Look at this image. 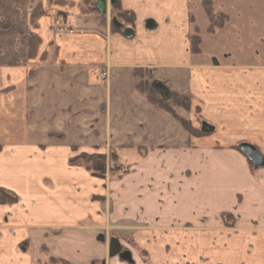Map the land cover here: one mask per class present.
<instances>
[{
  "label": "crops",
  "instance_id": "crops-1",
  "mask_svg": "<svg viewBox=\"0 0 264 264\" xmlns=\"http://www.w3.org/2000/svg\"><path fill=\"white\" fill-rule=\"evenodd\" d=\"M107 2L102 13L82 0H0V187L19 197L0 204V264H34L44 244L70 264H81L70 253L88 248L92 264L109 253L100 229L115 222L132 238L134 264H264V167L236 147L249 142L264 154L260 53L215 64L196 16L208 18L202 0H119L135 15L134 26L120 20L131 38L113 30ZM238 3V18L253 11ZM136 69L191 96L188 119L213 130L190 134L139 91ZM84 153L125 167L109 191L70 162ZM56 239L73 251H54Z\"/></svg>",
  "mask_w": 264,
  "mask_h": 264
},
{
  "label": "rangeland",
  "instance_id": "rangeland-1",
  "mask_svg": "<svg viewBox=\"0 0 264 264\" xmlns=\"http://www.w3.org/2000/svg\"><path fill=\"white\" fill-rule=\"evenodd\" d=\"M212 1L214 4L213 5L214 11L218 13L223 12V14L221 16H218L217 18V21H219V23L224 24L223 27H218L217 29L215 28L216 30L214 32H208L207 30V26L209 24L208 18L204 16V19H200L199 9H197L196 11V16L197 19L199 20V25L201 27V34L204 37V48L205 51L208 53V55L212 59L214 58L218 59L219 57L223 59L226 56H230L231 58L235 59L238 54L242 55L244 58L247 57V55L251 56L256 51H258L260 53L259 59L264 60V0H242V5L246 3V6L248 8H252L253 11H249L248 13L243 12L241 18L237 17L238 9H240L239 8L240 4L238 3V1L240 0H212ZM92 8L93 7L87 6L88 12H91ZM220 9L222 11H218ZM230 15L232 16L233 19L232 22H230ZM250 19H253V24L250 22ZM54 24L56 25V19L54 20ZM238 30L243 32L242 33L243 38L236 36ZM239 36H241V34ZM237 38L239 40L242 39V42L237 41L238 40ZM238 50L239 53H237ZM187 100H190L188 95L183 94L181 95L180 101L184 106L182 105L180 106L177 104L172 105L174 107V111L178 115L186 119H188V116L190 115L189 113H187L188 112ZM84 161L82 160L81 162L84 163ZM99 165H101L99 161L95 160V163L93 165L90 164L89 166L91 167L95 166L99 168L100 167ZM124 168L125 167L119 165L115 160H113L111 155L109 159L106 157L105 173L100 177L106 180L107 191H109L110 182L112 181L117 182L119 179H121L122 174L125 171ZM2 188L13 191L10 188H6V187H2ZM106 193H107L106 202L107 204H110V201L113 198L111 195L112 192H106ZM96 199L102 200L100 197ZM112 226L111 227L106 226L105 229H100V233L106 235L107 244L109 243L111 237L118 238L121 241L124 249H129L132 251L133 257L136 261V256L134 254V251L133 249H131L133 247H129L126 244L128 243L130 244V246H133L131 242L132 238L128 237V235L124 233L125 230L122 227H120L117 222L113 223ZM55 241L56 242H53L55 249L54 251H57L59 253L60 252L62 253L64 250H68V249L73 251L71 247L66 248L65 245L60 242L63 240L56 239ZM29 246H30V241L25 240L20 244L19 248L23 251H28ZM40 249L42 250L41 253L42 255H39V251H38L39 247L35 248L34 250L36 254L34 259V264H62V262H59V259L61 258L56 257L54 256V254L50 253V249L47 244L42 245ZM73 252L70 253V257L73 260L79 261L81 264H87L85 262L87 259L86 257L88 256V253H90L88 248L83 249L82 252L77 255L76 253ZM140 255L143 258V253ZM53 258H56V261H53ZM115 258H117L118 261H121L119 256H116ZM112 259L114 258H111L108 253V255L104 259L99 258L92 260V264H109V260ZM93 261H95V263H93ZM67 262L68 264H70L69 261ZM143 264H149V262L145 261V263Z\"/></svg>",
  "mask_w": 264,
  "mask_h": 264
},
{
  "label": "trees",
  "instance_id": "trees-1",
  "mask_svg": "<svg viewBox=\"0 0 264 264\" xmlns=\"http://www.w3.org/2000/svg\"><path fill=\"white\" fill-rule=\"evenodd\" d=\"M82 1L85 5L93 7L91 11H99L96 0H82ZM202 4L208 16V19H209L208 31L214 32L218 27H223L224 24L219 23V21H217L218 16H221L223 12L218 13L214 11L213 1L212 0H202ZM112 15H113V18L116 17L119 20L123 21L125 24L131 25V26H134L135 24V15L128 11H123L121 9L119 0H116V3L113 5ZM112 28L115 31L123 32L122 28L121 29L117 28L113 23H112ZM190 41H191L192 51L194 53H199L201 51L200 45L202 43V37L199 34V28H196V32L190 36ZM136 75L140 77L137 83V88L139 89L140 92L146 94L148 100L151 103L155 104L159 108L170 113L174 118H176L182 124V126L190 134L195 135V136H202V135L208 134V132L203 131L200 127L199 128L195 127L189 119L183 118L182 116L178 115L174 111V107L172 105L177 104L181 106L182 103L180 101V98H181V95L183 94L173 92L169 99H164L157 92V90L153 87V77L149 74L147 70L136 69ZM188 97L190 100H187V103H188L187 110L189 111L191 109L192 98L189 95ZM236 147L239 148V146H236ZM113 156L114 155H112V157ZM113 159L115 161L117 160L116 157H113ZM82 160L83 161L85 160L84 161L85 164L81 162ZM95 160H98L99 163L101 164L99 165L100 166L99 168L95 166L94 167L89 166L90 164L93 165L95 163ZM70 162L72 164L85 165L86 168L96 176H102L105 173L106 155L104 154L90 155V154L84 153L77 157L71 158ZM250 163H251V166L254 165L251 161ZM18 201H19V197L15 192L0 187V203L1 204H14V203H17ZM224 216L226 217L227 220L231 219L230 214L226 213L224 214ZM53 261H56V258H53ZM59 262H62V264H68L67 261L62 260V259H59ZM93 263H95V261H93Z\"/></svg>",
  "mask_w": 264,
  "mask_h": 264
},
{
  "label": "water",
  "instance_id": "water-1",
  "mask_svg": "<svg viewBox=\"0 0 264 264\" xmlns=\"http://www.w3.org/2000/svg\"><path fill=\"white\" fill-rule=\"evenodd\" d=\"M112 4L116 3V0H111ZM97 6L98 9L102 13H107L108 12V2L107 0H97ZM113 24L117 28H122L123 29V34L131 38L135 34V30L132 27H125L124 24L118 20V18L114 17L113 18ZM154 22L152 20H149L147 22V26L149 28L154 27ZM213 62L215 64H218V60L214 58ZM153 87L157 90V92L164 98V99H169L172 95L171 90L168 88V86L160 81H154ZM201 129L205 132H210L213 130V127L207 123L204 122L202 123ZM239 149L242 151L243 154L246 155V157L257 167V168H262L264 167V154L253 144L249 142H243L239 145ZM101 241L106 242V236L101 235L99 237ZM109 256L110 257H116L119 256L120 259L123 261H127L130 264H134V259H133V254L130 250L124 249L121 241L116 238V237H111L109 240Z\"/></svg>",
  "mask_w": 264,
  "mask_h": 264
},
{
  "label": "built area",
  "instance_id": "built-area-1",
  "mask_svg": "<svg viewBox=\"0 0 264 264\" xmlns=\"http://www.w3.org/2000/svg\"><path fill=\"white\" fill-rule=\"evenodd\" d=\"M56 26L58 27V30L61 31V32H66L68 31V27L66 26L65 22H64V19L63 18H58L56 20ZM102 76L107 79L108 78V71H104L102 73Z\"/></svg>",
  "mask_w": 264,
  "mask_h": 264
}]
</instances>
